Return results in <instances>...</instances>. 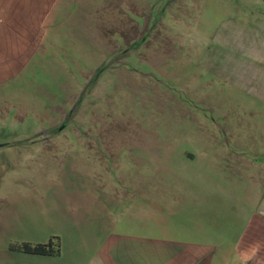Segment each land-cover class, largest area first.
Here are the masks:
<instances>
[{
	"label": "rangeland",
	"instance_id": "374dc122",
	"mask_svg": "<svg viewBox=\"0 0 264 264\" xmlns=\"http://www.w3.org/2000/svg\"><path fill=\"white\" fill-rule=\"evenodd\" d=\"M245 3L0 0V249L91 173L129 191L132 231L264 264V111L219 113L254 100L226 84L183 95V49Z\"/></svg>",
	"mask_w": 264,
	"mask_h": 264
},
{
	"label": "crops",
	"instance_id": "0c3cea01",
	"mask_svg": "<svg viewBox=\"0 0 264 264\" xmlns=\"http://www.w3.org/2000/svg\"><path fill=\"white\" fill-rule=\"evenodd\" d=\"M24 1L38 4V0ZM244 1L248 4L229 10L210 37L203 35L195 48L183 49V64L197 66L195 74L184 78L183 95L196 106L205 101L198 87L195 94L189 93V81L201 87L226 84L254 99L216 106L219 113L264 111V0ZM83 178L79 186L53 189L52 200L37 207L34 219L16 236L31 244L57 237L58 253H28L6 245L0 249V264H218L219 245L191 246L132 231L136 227L132 212L139 206L124 203L129 191L96 182L91 173ZM132 188L137 194L143 190L137 182Z\"/></svg>",
	"mask_w": 264,
	"mask_h": 264
},
{
	"label": "trees",
	"instance_id": "16d2710c",
	"mask_svg": "<svg viewBox=\"0 0 264 264\" xmlns=\"http://www.w3.org/2000/svg\"><path fill=\"white\" fill-rule=\"evenodd\" d=\"M11 247L28 253L56 254L58 253L60 246L57 237H53L45 243L31 244L28 242H21L19 244L11 245Z\"/></svg>",
	"mask_w": 264,
	"mask_h": 264
},
{
	"label": "water",
	"instance_id": "95a60500",
	"mask_svg": "<svg viewBox=\"0 0 264 264\" xmlns=\"http://www.w3.org/2000/svg\"><path fill=\"white\" fill-rule=\"evenodd\" d=\"M262 208H264V201H262Z\"/></svg>",
	"mask_w": 264,
	"mask_h": 264
},
{
	"label": "flooded vegetation",
	"instance_id": "af4514ba",
	"mask_svg": "<svg viewBox=\"0 0 264 264\" xmlns=\"http://www.w3.org/2000/svg\"><path fill=\"white\" fill-rule=\"evenodd\" d=\"M88 140H92L91 138H88Z\"/></svg>",
	"mask_w": 264,
	"mask_h": 264
}]
</instances>
